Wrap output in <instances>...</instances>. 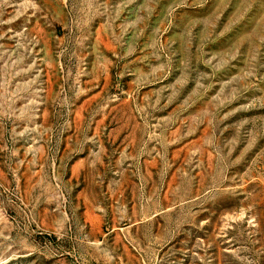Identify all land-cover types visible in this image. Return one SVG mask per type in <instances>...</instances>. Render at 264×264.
Returning a JSON list of instances; mask_svg holds the SVG:
<instances>
[{"label":"rangeland","instance_id":"obj_1","mask_svg":"<svg viewBox=\"0 0 264 264\" xmlns=\"http://www.w3.org/2000/svg\"><path fill=\"white\" fill-rule=\"evenodd\" d=\"M0 264H264V0H0Z\"/></svg>","mask_w":264,"mask_h":264}]
</instances>
